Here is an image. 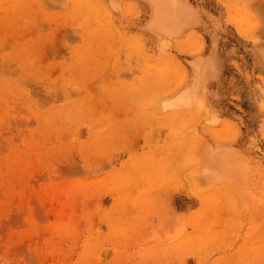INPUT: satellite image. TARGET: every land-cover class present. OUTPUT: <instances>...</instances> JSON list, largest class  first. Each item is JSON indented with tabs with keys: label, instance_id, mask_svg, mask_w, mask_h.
Listing matches in <instances>:
<instances>
[{
	"label": "rangeland",
	"instance_id": "374dc122",
	"mask_svg": "<svg viewBox=\"0 0 264 264\" xmlns=\"http://www.w3.org/2000/svg\"><path fill=\"white\" fill-rule=\"evenodd\" d=\"M0 264H264V0H0Z\"/></svg>",
	"mask_w": 264,
	"mask_h": 264
},
{
	"label": "bare ground",
	"instance_id": "6f19581e",
	"mask_svg": "<svg viewBox=\"0 0 264 264\" xmlns=\"http://www.w3.org/2000/svg\"><path fill=\"white\" fill-rule=\"evenodd\" d=\"M178 100H179V99H178ZM182 101H183V100H182ZM184 101H187V102H183V103H188V99H187V100L185 99ZM172 105H173V104H172Z\"/></svg>",
	"mask_w": 264,
	"mask_h": 264
}]
</instances>
